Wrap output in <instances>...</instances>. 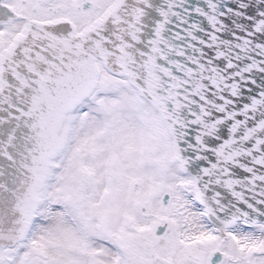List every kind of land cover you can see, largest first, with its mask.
Instances as JSON below:
<instances>
[{"label":"snow or ice","instance_id":"obj_1","mask_svg":"<svg viewBox=\"0 0 264 264\" xmlns=\"http://www.w3.org/2000/svg\"><path fill=\"white\" fill-rule=\"evenodd\" d=\"M0 7V73L59 122L0 138V264H264V0Z\"/></svg>","mask_w":264,"mask_h":264},{"label":"water","instance_id":"obj_2","mask_svg":"<svg viewBox=\"0 0 264 264\" xmlns=\"http://www.w3.org/2000/svg\"><path fill=\"white\" fill-rule=\"evenodd\" d=\"M30 28L31 22L14 41L30 44L32 41ZM19 58V56L15 57L17 60ZM5 81L11 87H3V91H0V138L7 139L9 132L15 130V139L12 142L19 150L26 146H39L46 137H53L59 129V122L55 120L50 122L52 105L49 103V95L54 94L53 90L56 85L48 84V92L37 93L31 89L17 92L18 82L13 80L8 73H0V86ZM37 96H39L38 100ZM18 107L27 109L29 114L19 119H13ZM37 133L41 134L37 135Z\"/></svg>","mask_w":264,"mask_h":264},{"label":"flooded vegetation","instance_id":"obj_3","mask_svg":"<svg viewBox=\"0 0 264 264\" xmlns=\"http://www.w3.org/2000/svg\"><path fill=\"white\" fill-rule=\"evenodd\" d=\"M11 2L13 3V5L16 4V0H11ZM12 11L11 9H6V8H3V7H0V19H3V18H6L8 16V13ZM14 15H22V13L20 12V10L17 8L16 9V12L13 13ZM30 22V21H29ZM21 32H19L17 35H15L13 37V40L20 34ZM7 38V34H5L3 37H0V41H3Z\"/></svg>","mask_w":264,"mask_h":264}]
</instances>
